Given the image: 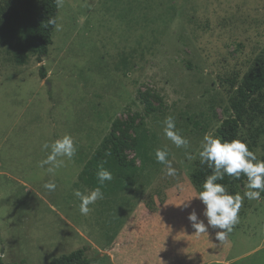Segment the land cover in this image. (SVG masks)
<instances>
[{
	"label": "rangeland",
	"instance_id": "obj_1",
	"mask_svg": "<svg viewBox=\"0 0 264 264\" xmlns=\"http://www.w3.org/2000/svg\"><path fill=\"white\" fill-rule=\"evenodd\" d=\"M21 7V0H0L5 15ZM16 52L13 41L0 39V172H6L0 174V256L5 254L6 262L49 264L91 246L92 264H111L56 206L63 200V208L74 207L68 194L76 177H95L100 158L113 166L118 159L144 166L156 161L157 148L167 147L176 175H167L158 163L145 167L153 176L182 181L179 186L204 182L211 170L200 163L203 138H222L232 114L217 76L243 77L264 59V0H59L49 55L43 62L31 55L21 64ZM148 89L161 94L162 110L135 129L136 150L127 157L113 138V124L144 115L139 91ZM168 116L188 139L187 149L165 137ZM236 133L263 160L264 118L238 126ZM66 134L78 151L48 174L39 167L50 152L42 145ZM48 182L55 190L44 188ZM226 182L247 191L246 176ZM92 217L99 221L89 212L81 225L97 234ZM233 237L230 262L264 264L263 199H243Z\"/></svg>",
	"mask_w": 264,
	"mask_h": 264
},
{
	"label": "crops",
	"instance_id": "obj_2",
	"mask_svg": "<svg viewBox=\"0 0 264 264\" xmlns=\"http://www.w3.org/2000/svg\"><path fill=\"white\" fill-rule=\"evenodd\" d=\"M118 160L120 163L115 166L107 159L97 160L104 168H112L113 179L103 186L99 185L96 176L89 179L82 175L76 177L72 186V193L74 188L88 193L101 187L104 198L89 205V212H96L99 217V221L91 218V222L99 227L97 234L86 231L87 226L82 227L80 220L84 215L80 212L78 197L74 200V195L68 194L73 208H63V200L56 206L63 211L62 216L68 225L87 237L92 246L103 253V258L107 255L111 264H233L230 262L233 261L230 259L233 231L221 244L216 240L219 229L209 227L207 233L196 235L188 219L195 210L198 220L207 225V218L203 215L206 206L195 197L203 190L201 180L179 186L182 181L175 182L174 178L162 175L156 177L153 176L154 170H145V167L158 168L160 165L155 160L143 162L144 166ZM91 163L92 159L87 165ZM225 185L230 194L245 192L237 186H228L226 181ZM76 186L79 187L76 189ZM4 255L1 256L3 260Z\"/></svg>",
	"mask_w": 264,
	"mask_h": 264
},
{
	"label": "clouds",
	"instance_id": "obj_3",
	"mask_svg": "<svg viewBox=\"0 0 264 264\" xmlns=\"http://www.w3.org/2000/svg\"><path fill=\"white\" fill-rule=\"evenodd\" d=\"M48 23L52 26L56 25L53 18ZM163 131L165 137L177 148H188L189 141L176 130L174 117L165 118ZM42 148L44 150L50 149V152L40 162L39 167L53 175L65 166L66 160H72L78 151V146L70 134L55 139L51 143H44ZM186 155L189 160L192 159L191 154L186 153ZM168 157L167 147L156 149V161L165 166L167 175L175 176L176 170ZM199 158L200 163L206 164L211 170V174L203 182V190L195 196L206 206L203 215L207 218V225L203 220H198L195 210L189 214L188 219L196 235L207 233L209 227L219 229L216 232V240L222 244L227 240L234 226L239 223V211L243 199L257 201L261 199V195L264 193V160L258 159L244 141L239 139L223 140L210 134H206L203 138ZM45 166L48 167L45 168ZM226 175L235 179H239L242 175L247 177V191L244 192L243 197L239 193L230 194L226 185L218 182L223 181ZM96 178L99 185L103 186L106 181H111L113 176L109 170L101 165ZM44 188L53 191L56 185L53 182H48L44 184ZM74 195L81 201L80 212L82 215L89 213V205L104 198L101 187H96L88 193L77 190Z\"/></svg>",
	"mask_w": 264,
	"mask_h": 264
},
{
	"label": "trees",
	"instance_id": "obj_4",
	"mask_svg": "<svg viewBox=\"0 0 264 264\" xmlns=\"http://www.w3.org/2000/svg\"><path fill=\"white\" fill-rule=\"evenodd\" d=\"M22 7L4 14L5 8L0 12V39H9L15 43L17 52L15 55L18 63H26L30 56L37 57L43 62L49 55L50 45L53 42L52 26L48 21L53 18L57 23L59 0H21ZM3 15V16H2ZM42 66L41 75L47 73ZM220 87L228 97L232 110L231 117L221 129L223 140L237 139V127H247L248 121L264 118V59H258L257 63L244 76L238 73L221 76L218 75ZM242 80V81H241ZM139 96L145 106V114L129 115L126 121L118 119L113 124L112 135L125 156L129 157L128 151L136 150L138 138L134 134L135 129L143 125L151 113L160 112L163 106V97L154 89L139 91ZM251 133L250 137L254 146L256 136ZM264 160V157H263ZM223 181L219 183L225 184ZM264 200V193L261 195ZM94 248L85 246L70 254L54 258L49 264H92L88 256ZM0 264H23L5 262L0 256Z\"/></svg>",
	"mask_w": 264,
	"mask_h": 264
}]
</instances>
